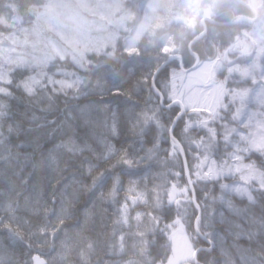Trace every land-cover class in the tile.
I'll use <instances>...</instances> for the list:
<instances>
[{
    "label": "trees",
    "instance_id": "16d2710c",
    "mask_svg": "<svg viewBox=\"0 0 264 264\" xmlns=\"http://www.w3.org/2000/svg\"><path fill=\"white\" fill-rule=\"evenodd\" d=\"M92 1L89 18L103 11L109 31L96 21L98 29L77 34L72 7L88 13L76 0H0V264H33L36 255L47 264H163L176 220L194 244L211 249L192 264H264V191L241 199L223 196L217 181L198 182L194 146L206 135L187 126L193 113L165 108L180 74L170 68L180 56L166 47L177 50V41L205 34L200 22L187 21L176 0L127 59L123 39L136 27L142 1H110L104 10L102 0ZM238 1L198 3L213 21L199 44L215 50L225 35L228 49L251 14ZM100 31L113 41L102 54ZM54 43L70 58H59ZM229 85L224 80L222 89ZM250 157L264 164L260 154ZM177 183L190 195L181 203L172 197Z\"/></svg>",
    "mask_w": 264,
    "mask_h": 264
},
{
    "label": "rangeland",
    "instance_id": "374dc122",
    "mask_svg": "<svg viewBox=\"0 0 264 264\" xmlns=\"http://www.w3.org/2000/svg\"><path fill=\"white\" fill-rule=\"evenodd\" d=\"M76 1L80 3L79 6L82 4L81 8L88 13V16H79L77 11L80 8L75 9V5L72 7L73 13L77 15L72 18L73 23L78 27L77 34L86 33L87 30L85 32L84 29L87 27L98 29V22L107 26H103L104 30L109 31L113 28L110 17L103 11L93 15L92 19L89 18V15L93 14L91 10L93 1L89 4L86 0V5L83 0ZM110 1L113 3L117 0H102L103 10ZM171 1H173L172 4H169ZM201 1H180L188 14L187 21L189 19L191 23L201 22L202 18L211 15L209 10L201 9L203 4H198ZM246 2L259 14L253 33L247 32L251 40L231 44L225 53L222 51L216 54L212 60L200 64L199 68L192 73L186 75L180 73L175 76L169 86L172 88L174 105L183 113L190 112L195 116L190 119L187 126L206 135L205 140L199 139L197 147L194 146V159L196 164L200 165V167L197 166L199 168L197 181H202V178L217 181L223 196L227 192L241 199L250 198L251 200L253 192L264 191V164L250 157L253 153L260 154L264 158V0H246ZM175 3L176 0H143L141 2V12L137 18L136 27L131 25L123 39V47L131 52L127 59H131L135 54L134 48L149 25L158 20L161 14ZM199 10L202 12L200 13ZM96 16L99 20H95ZM250 17L255 21V17ZM102 31L99 36L104 45L103 49L96 52L98 54L106 53L105 51L113 44V41H108L110 36L102 35ZM56 36L59 40L67 42V35L63 30H59ZM82 38L83 36L76 37L74 44ZM84 39L87 40V49L91 51L96 49L88 36ZM166 48L169 54H174L175 49L172 51V46L167 45ZM54 50L59 58L64 60L70 58L66 55L68 53L63 44L54 43ZM78 54L82 53L77 52ZM71 58L79 63L77 57L71 56ZM244 59L247 60V64H243ZM240 60L242 63L238 64ZM224 80L225 85L231 84L229 88H225V91L222 89ZM249 84L255 87H249ZM249 104L254 107L251 108ZM229 106L233 108L231 113H229ZM93 112L102 114L98 107ZM201 142L208 146L206 152L209 154L201 153ZM212 143L216 144L213 145L215 150ZM212 149L215 154L219 153L216 159ZM172 188L175 189L172 197L176 198L178 203L190 198L188 190H185V193L179 191L178 183ZM138 199L139 197L136 198ZM222 202L225 201L222 200ZM173 226L170 233L171 253L167 262L163 264H192L196 252L193 238L186 232L180 220L174 221ZM221 255L224 256V253L221 252Z\"/></svg>",
    "mask_w": 264,
    "mask_h": 264
},
{
    "label": "flooded vegetation",
    "instance_id": "af4514ba",
    "mask_svg": "<svg viewBox=\"0 0 264 264\" xmlns=\"http://www.w3.org/2000/svg\"><path fill=\"white\" fill-rule=\"evenodd\" d=\"M248 16L250 17V16H254V15H253V13H251ZM245 21L247 22V24H242V25H246L244 27H247V28L244 29V27H243V29H241L239 31V36H236L235 40H233V43H239L241 41L247 42L249 40L250 36L247 32H248V30H251L253 28L255 23L252 25L249 20H245ZM200 25L203 28V32L207 33L209 25L206 24L207 26H204L201 23H200ZM222 27L224 28V32H225V26H222ZM205 34H203V35L199 34L200 37L199 36H197L196 38L194 37L195 39L191 36L187 37V39H185L183 42H180V43H179V41H177L176 48L178 51L175 50L174 54H176L177 56H180L181 59H179V58L176 59V63L174 65H172V67H170L171 71H173V73L174 72H180V73H183L185 75L190 74L193 71H195L196 69H198L199 68L198 66L200 64H203V63L207 62L208 60H212L215 57V54H219L222 51H224V53H225V35L222 37L223 43L220 46H218L217 49H215V50H213L212 47H209V50H210L209 51L207 44H199L198 43L205 36ZM222 45H224V46L222 47ZM186 47L189 51V54L183 55L182 53L186 49ZM211 51H214L215 53H210ZM177 61L179 62L178 64H177ZM195 65H196V67L193 68V66H195ZM171 106H172V104L166 105L165 108L168 109ZM180 111H181V109H180ZM184 114L188 115V112H186V113H183L182 111L180 112V115H184ZM196 242H197V238H196ZM201 243H199V241H198V244H194L195 251L200 250L197 258L199 257V259H201L203 254H205L203 256L205 258H207L211 249L202 246Z\"/></svg>",
    "mask_w": 264,
    "mask_h": 264
},
{
    "label": "water",
    "instance_id": "95a60500",
    "mask_svg": "<svg viewBox=\"0 0 264 264\" xmlns=\"http://www.w3.org/2000/svg\"><path fill=\"white\" fill-rule=\"evenodd\" d=\"M240 2H241L242 5H244V6H248L245 2H243V1H240ZM248 7H249V6H248ZM250 9H251V8H250ZM251 10H252V9H251ZM207 22L213 23V21H212L210 18H204V19L202 20V24H203V25H206ZM204 33H205V32H204ZM170 61H172V57H170V60L168 61V63H169ZM161 102H163V99H161ZM173 127H174V126H173ZM173 127H172L171 129H173ZM182 156H183V160H184V166H185L186 176H187V178H188V180H189L190 185H192L191 180H190V177H189V170H188V166H187V163H186L185 154H184L183 150H182ZM197 234H198L199 236H201V234H200L199 232H197ZM204 240H206V239H204ZM206 242H207V240H206ZM199 251H200V250H197V251L195 252V258H194L195 261H197V256H198ZM33 262H34V264H47L46 260H45L44 258H42L41 256H35V257L33 258Z\"/></svg>",
    "mask_w": 264,
    "mask_h": 264
},
{
    "label": "snow or ice",
    "instance_id": "6c2138e0",
    "mask_svg": "<svg viewBox=\"0 0 264 264\" xmlns=\"http://www.w3.org/2000/svg\"><path fill=\"white\" fill-rule=\"evenodd\" d=\"M158 94H160V93H158ZM169 103L171 104V100H169ZM172 106H176V105H172Z\"/></svg>",
    "mask_w": 264,
    "mask_h": 264
}]
</instances>
